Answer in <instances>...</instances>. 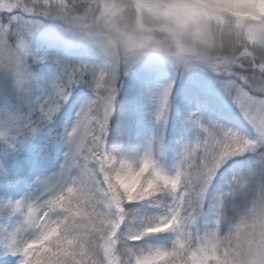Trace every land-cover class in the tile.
Segmentation results:
<instances>
[{"label":"clouds","instance_id":"obj_1","mask_svg":"<svg viewBox=\"0 0 264 264\" xmlns=\"http://www.w3.org/2000/svg\"><path fill=\"white\" fill-rule=\"evenodd\" d=\"M24 3L35 11L39 23L14 26V44L0 33V103L6 112L11 109L17 113L16 131H0L7 134L0 135V174L7 173L6 157L23 151L29 139L52 122L64 104L48 115L41 114L40 104L51 90L32 76L29 56L33 64L55 62L62 71L57 91L71 87L65 68L94 66L97 71L90 72L89 79L104 68L105 81L111 86L106 91L114 89L115 102L122 77L137 67L176 76L192 72L227 74L264 91V0ZM0 6L10 5L6 0ZM33 41L46 45L49 51L34 52L30 47ZM84 55L99 57L100 62L68 59ZM174 84H165L154 97L169 86L171 95ZM7 88L14 90L17 101L30 95L33 88L41 89L42 94L29 112L22 113L6 94ZM237 100L242 101L236 104L255 136L212 118L197 120L200 123L195 121V126L202 134L194 140L181 137L171 170L160 163L167 115L166 119H158L154 102L147 113L152 126L142 149L137 150L108 148L109 121L116 104L106 126H102L101 110H93L85 118L81 107L70 129L44 138L41 158L46 159L55 144L63 141L67 145L64 163L55 173L37 178L34 185L38 194L21 198L35 204L30 222L20 216L19 227L0 224V264H7L10 256L15 264L25 259L28 264H36L38 254L47 245L55 247L56 241L68 240L81 250L85 264H105L109 246L116 249L110 257L112 264H136L138 256L151 257L177 249L183 253V264H264V102L242 88ZM249 153L255 154L259 162L252 159L235 163V158ZM146 155L151 157V167L143 172L139 190L132 193L121 186V178L127 182L141 171ZM226 166H231L232 174L213 191ZM152 184L155 188H149ZM74 185L80 195L56 203L59 194L67 193ZM131 201H163L165 215L154 223L142 224L137 231L122 233L121 224L128 215L124 206ZM3 208L5 204L0 203ZM201 217L208 220L204 228L199 225ZM162 220L178 221L171 230L175 239L168 248L141 251L132 246L131 242L149 233H159L155 226ZM11 232L15 233L14 248L18 250L15 255L7 248L12 243ZM147 264L158 261L153 259ZM167 264H176V258Z\"/></svg>","mask_w":264,"mask_h":264},{"label":"rangeland","instance_id":"obj_2","mask_svg":"<svg viewBox=\"0 0 264 264\" xmlns=\"http://www.w3.org/2000/svg\"><path fill=\"white\" fill-rule=\"evenodd\" d=\"M27 19L31 18L27 16ZM77 58L86 59L94 63L100 62V58L95 56L84 55ZM33 70L34 69L31 65L32 75ZM36 78L39 79L38 75ZM131 79H134V83L130 86V91H125L121 87L119 88L113 115L117 114V118L119 116L122 119L124 118V123L129 127L131 133L133 132L136 134L140 128L139 137L141 138V148L143 147L144 134L146 130H149L152 126V119L147 113L154 107V94L165 84L175 81L172 94L169 97L167 120L162 129L164 155L160 158V163L166 169L171 170L173 167L177 151L179 150L178 141L181 137L186 140H194L202 134L200 129L195 126V121L197 120L212 118L221 123L235 127L248 136H255L254 129L245 119L240 108L237 106L235 97L238 94L239 89L242 88L249 96H252L257 100H264V91H261L259 88H250L248 85L244 84L243 81L227 74L192 72L176 76L172 73H155L143 67H137L132 72L123 76L121 82ZM3 83L6 85L7 81H4ZM89 88L91 90L90 92L95 95L94 88L91 86H89ZM193 88L202 90L206 94L215 98L217 102H219L220 109L211 104H207L206 102L198 101L192 92ZM6 94L13 98V103L17 104L18 111L21 112L22 109L32 105L33 101L37 100L42 93L41 89L33 88L31 94L25 96L22 101H17L15 99L16 93L11 88L6 89ZM86 103L87 101L84 95L81 96L77 108L68 123L64 120L54 122L53 124L46 123L37 136L29 139L23 151L9 154L6 157L5 167L7 173L0 174V186L1 183H4L6 192L8 191L10 194H14L19 189H22V198L27 195L38 194V189L35 187L34 182L37 178L51 175L59 170L60 165L64 163V154L67 151V145L62 141V145L61 142L57 143L59 146L61 145V148L54 160L49 156L46 159H42L40 158V153L32 155L30 159H27L29 169L21 167L22 158L28 156L29 152L35 148L34 145H37L35 142L45 137L46 132L63 133V129H70L75 123L80 108ZM222 107H224L225 110H222ZM16 115L17 113L11 109L6 112L4 104L0 103V131L10 133L15 132L17 129V120L14 117ZM111 122L112 119L109 121V130ZM32 146H34L33 149ZM252 159L259 162V158L255 154L249 153L235 158V163L238 164L242 161ZM231 174V166H226L225 169H222L221 174L218 176L214 185L213 191H215L220 183ZM10 200L13 201L12 199ZM3 203L6 204V202ZM133 207L135 208V206ZM205 208H207V204H205ZM229 215H231V213H229ZM4 217H7L6 221L8 224L10 221L20 216H13L7 208H3L0 209V222L3 221L2 218ZM142 224L144 225V221H141L138 218L129 220L126 218L121 224V232L126 234L130 230L137 231ZM207 224V218L201 217L199 220L200 227L204 228ZM170 234L172 244L175 239V233L170 231ZM159 239H161L160 236L149 235L141 240L133 241L131 244L136 249L140 248L141 251L155 250L156 247H150V245L153 243H160ZM13 260L14 259L10 256L7 262L10 264Z\"/></svg>","mask_w":264,"mask_h":264},{"label":"snow or ice","instance_id":"obj_3","mask_svg":"<svg viewBox=\"0 0 264 264\" xmlns=\"http://www.w3.org/2000/svg\"><path fill=\"white\" fill-rule=\"evenodd\" d=\"M6 0H0V5H3ZM7 3L10 6L4 7L0 6V14L9 13L13 14L9 17L8 23H0V33H3L7 36V33L11 32L14 26L20 25L23 23H39V20L36 19V13L33 9L27 8L24 0H7ZM25 14L31 19H24ZM97 69L94 66H87L82 69H67L65 68V72L69 75V79L71 82V87H63L57 91V84H53L51 91L45 97V99L40 104V111L42 115H48L51 110L60 107L63 103L67 101L69 98L71 91L70 89L76 85L81 83H87L95 90V98L89 100L86 104H84L81 108L85 118L88 116L90 112L93 110H101L104 114V122L102 126H106L108 119L111 117L112 112L114 110L115 105V91L114 89L106 91V89H110L111 86L108 85L105 81V69L100 68L98 75H93L91 79H89V73H95ZM171 93V88L164 89L158 96L153 98V102L157 105V115L158 119H166L167 111H168V102ZM257 100V99H256ZM258 102H264V100H257ZM236 103H242L241 100H237ZM95 119V117H93ZM196 123H200L196 121ZM203 126V125H201ZM0 135H7L6 133H0ZM186 150L188 149L186 146ZM152 161L151 157L146 155L144 158V168L141 171L135 172L131 176L127 182H125L124 178H121V186L124 189H129L132 193H135L139 190L141 185V179L143 172H146L149 167H151ZM129 171L131 172V166L129 165ZM85 178V182H86ZM160 179H164L161 175ZM149 188H155V184L149 185ZM87 191V189H85ZM113 191L116 192V198L119 199V192L116 190L115 185H113ZM147 191V190H146ZM80 195L77 186H73L67 193H60L56 203H61L64 200H71L72 197ZM121 207L123 205L121 204ZM5 208L10 211V214L13 216L19 215L23 216L25 222H30L33 218V213L35 212V204H29L25 199H19L15 201H7L5 204ZM31 209V211H29ZM178 225L177 220L160 221L155 227L159 233L171 231ZM20 225H18L19 227ZM5 231H8V228L5 227ZM152 234V233H149ZM10 239L12 243L7 245L9 252L13 255L17 254L18 250L14 248L15 241V233H10ZM51 239V237H49ZM56 246L53 247L51 244L47 245L45 249L41 250V253L38 254L40 259L36 262V264H85V260L83 257V253L81 250L76 249L73 240L65 241H56ZM47 253V255H45ZM116 254V249L114 246L108 247V256L105 257V264H112L110 259L111 256ZM173 257L176 258V264H183V253L179 249L172 251H163L161 254L151 257H136V264H147V262L155 259L158 261V264H167L169 260ZM21 264H28V260H22Z\"/></svg>","mask_w":264,"mask_h":264},{"label":"trees","instance_id":"obj_4","mask_svg":"<svg viewBox=\"0 0 264 264\" xmlns=\"http://www.w3.org/2000/svg\"><path fill=\"white\" fill-rule=\"evenodd\" d=\"M11 15H13V14H9V13L0 14V23H8L9 17ZM24 19H27L26 14L24 16ZM7 36L12 43H15L16 36L14 33L9 32V33H7ZM30 46L34 52H39L41 54H43L46 51H49V49L47 48L46 45H42L38 41H33ZM32 59H33V57L29 56V62L34 69L32 76L34 78H36L38 75L39 79H41L44 82L47 89L51 90L53 84L57 83V81L62 76V71L59 69V67L53 61H44L41 63H34L33 64ZM68 59L71 61H78L79 60L77 57H72V58H68ZM133 83H134V79L123 81L120 83V87L125 91H130V86ZM89 86L90 85L87 83H81L79 85L72 87L70 89L71 94H70L68 100L61 106L59 111L54 116L53 121L50 123L53 124L54 122H57V121L60 122L63 120L68 123L70 118L73 116V114L77 108V105H78V102H79L81 96L84 95L87 102L89 100L94 99L95 95L90 92L91 90H90ZM192 92L198 101L206 102L207 104H211V105L220 109L219 102H217V100L215 98H213L212 96L206 94L205 92H203L202 90H199V89L193 88ZM37 100L33 101L32 105L22 109L21 112L22 113L29 112L31 110V108L35 105ZM117 110H118V108H117ZM117 110H116V112H117ZM222 110H225L224 107H222ZM117 116L118 115L115 114L111 118L112 122H111L110 130H109L110 133H109V137H108V148L110 150H116V149H120L122 147H127L130 150L142 149L141 148V138L139 137L140 128L138 129L136 134H134L133 132L131 133L129 127L124 123V118L122 119L120 116L117 118ZM50 123H48V124H50ZM64 130L65 129H63V132H64ZM51 133L52 132H48V133L46 132V136L50 135ZM147 133H148V130H146V132L144 134V138L146 137ZM45 137H43L41 140H37L35 142L37 145H34L35 148H34V146H32V149L33 148L34 149L29 152L27 157L22 158V163H21L22 168L25 167V168L29 169V167L27 165V159H30L32 155H36V154L40 153V148L42 146V143H43ZM62 142H61V145H62ZM61 145L59 146L58 144H55V146L51 149L49 157L53 158V160L57 156V154L60 152ZM0 147H2V144H0ZM40 158H41V156H40ZM91 167L92 166L89 165V168H91ZM21 191H22V189H19L14 194H10L8 191L6 192V189L4 188V183H1V186H0V203L7 202L10 199H12L13 201L21 199L22 198ZM133 206H135V208ZM124 207H125V210L128 214L126 217L128 220L138 218L139 220L144 221V225H147L148 223H154V222H156V220L158 218L165 215V207H164L163 201H131V202H127ZM2 219H3V221H1L0 224L6 225L9 227H14L20 223L22 218L17 217L15 219H13L12 221H10V223H8V224L6 221L7 217H4ZM151 235L160 236L161 239H159L160 240L159 242L161 244L160 243H153L150 245V247L154 246V247H156V249L157 248L165 249V248H168L170 246L171 240H172L170 231L161 232V233H154ZM139 250H140V248H139ZM142 251H149V250H142ZM7 264H9V263L7 262ZM10 264H15V261L13 260L12 263H10Z\"/></svg>","mask_w":264,"mask_h":264}]
</instances>
